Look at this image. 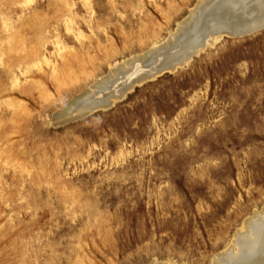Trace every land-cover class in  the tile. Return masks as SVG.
<instances>
[{
    "label": "rangeland",
    "instance_id": "obj_1",
    "mask_svg": "<svg viewBox=\"0 0 264 264\" xmlns=\"http://www.w3.org/2000/svg\"><path fill=\"white\" fill-rule=\"evenodd\" d=\"M201 1L0 0V264H223L264 232V31L84 106Z\"/></svg>",
    "mask_w": 264,
    "mask_h": 264
},
{
    "label": "bare ground",
    "instance_id": "obj_2",
    "mask_svg": "<svg viewBox=\"0 0 264 264\" xmlns=\"http://www.w3.org/2000/svg\"><path fill=\"white\" fill-rule=\"evenodd\" d=\"M262 22L264 0H202L193 12L188 28H179L185 30L182 38L180 35L179 38L172 35L166 48L154 47L151 53H148L149 59L144 62L134 60L131 64H126L105 84L108 88H104V92L102 89L96 93L84 106L87 109L110 105V101L116 98L115 93L120 95L126 87L143 79L155 78L187 65L191 59L205 51L208 46H214L223 36L235 37L237 31L245 33L252 26ZM250 237L251 240L240 243L239 254L227 256L222 261L225 264H264V232L257 236L251 233Z\"/></svg>",
    "mask_w": 264,
    "mask_h": 264
},
{
    "label": "water",
    "instance_id": "obj_3",
    "mask_svg": "<svg viewBox=\"0 0 264 264\" xmlns=\"http://www.w3.org/2000/svg\"><path fill=\"white\" fill-rule=\"evenodd\" d=\"M261 31H264V22H262V23H257L256 25H254V26H252L248 31H246L245 33H242L241 31H237V33H236V31H235V37H240V36H249V35H252V34H255V33H257V32H261ZM163 71H165V69L163 70ZM162 71V72H163ZM166 71H168V70H166ZM158 74H160V72L159 73H157V75ZM109 105H106V106H103L104 108H107ZM96 107H101V106H96ZM90 108H92V107H90Z\"/></svg>",
    "mask_w": 264,
    "mask_h": 264
}]
</instances>
